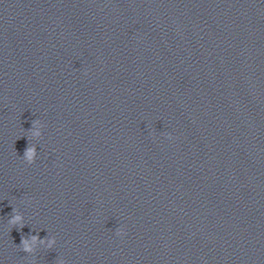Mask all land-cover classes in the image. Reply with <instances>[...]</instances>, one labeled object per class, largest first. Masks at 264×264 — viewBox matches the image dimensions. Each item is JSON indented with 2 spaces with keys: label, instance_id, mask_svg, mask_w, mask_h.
Listing matches in <instances>:
<instances>
[{
  "label": "clouds",
  "instance_id": "clouds-1",
  "mask_svg": "<svg viewBox=\"0 0 264 264\" xmlns=\"http://www.w3.org/2000/svg\"><path fill=\"white\" fill-rule=\"evenodd\" d=\"M87 74V73H85ZM42 122L39 119H34L31 122V128L28 129V144L27 147L24 150L23 155L20 157L23 162H25L28 165H32L35 163L37 158V146L34 143H31V140H34V138L39 137L41 135L39 128L41 126ZM168 139H173L171 133L166 134ZM8 224L12 226L13 228L22 230L25 226L23 215L19 212L18 209L12 208V212L10 215V218L8 220ZM115 235L118 237H123L126 235L125 230L123 226L117 227L115 230ZM39 241L40 243H45V241H40L39 236H21V242L18 245L21 251L27 254H32L34 252V245ZM47 242V248L51 249L53 248V245L56 243L55 239H48L46 238ZM59 264H65L63 260L59 261Z\"/></svg>",
  "mask_w": 264,
  "mask_h": 264
}]
</instances>
